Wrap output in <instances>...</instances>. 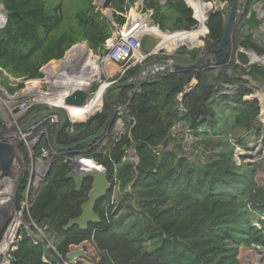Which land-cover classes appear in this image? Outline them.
Listing matches in <instances>:
<instances>
[{"label":"trees","instance_id":"16d2710c","mask_svg":"<svg viewBox=\"0 0 264 264\" xmlns=\"http://www.w3.org/2000/svg\"><path fill=\"white\" fill-rule=\"evenodd\" d=\"M2 1L8 20L0 28V76L14 95L27 80L43 78V68L79 43L86 42L93 55L102 52L117 29L128 30L134 10L128 19L126 14L137 0H113L112 18L94 0ZM256 2L245 1V15ZM149 10L164 32L191 31L198 24L185 0H145L142 12ZM228 12L212 9L204 38L189 35L184 40L179 33L173 45L184 40L187 47H179L172 55H152L149 60L195 61L201 53L200 42L219 43L223 38ZM239 47L264 56V40L255 38L253 30L240 21L232 39L197 66L147 78L136 92L137 81L113 90L109 94L113 107L129 100L122 118L124 133L112 128L102 143L94 141L72 150L101 164L112 184L96 205L102 221L90 223L86 230L78 225L64 230L71 218L81 214L92 179H85L77 191L74 179L67 178L70 165L55 158L29 214L22 206L26 182L17 190L16 208L24 225L8 256L9 264H56L47 249L62 264H251L254 259L264 264V159L240 164L235 159L236 148L248 150L249 138L255 136L258 141L264 128L258 121L262 98L253 95L264 83V65L237 63L234 53ZM93 55L87 62L89 71ZM140 67L128 69L119 82L132 79ZM10 77L21 81L13 83ZM97 90L98 84L93 85L92 91ZM45 109L47 105H33L20 123ZM107 117L105 106L84 122L68 120L59 143L95 135ZM177 125L183 130L174 135ZM55 130L54 126L49 137L41 139L37 154L52 143ZM187 134L194 136V149L203 150L205 160L185 154L182 141ZM129 150L135 151L138 161L124 170ZM34 225L43 232L44 241L27 231L30 227L39 234ZM152 242L157 246L149 249ZM79 250L84 255L68 259Z\"/></svg>","mask_w":264,"mask_h":264},{"label":"water","instance_id":"95a60500","mask_svg":"<svg viewBox=\"0 0 264 264\" xmlns=\"http://www.w3.org/2000/svg\"><path fill=\"white\" fill-rule=\"evenodd\" d=\"M166 1L167 0H161L162 3H165ZM112 2L113 0H100V4L98 5L99 9L105 12L106 15L110 18H112V13L110 9ZM0 3L4 8V12L7 14L3 24L0 25V28H3L6 25L7 20H8V10L5 8L2 0L0 1ZM216 3H218L217 8H216L217 10H222V9L229 10L225 33L219 43H208V44L204 43L201 47V53L199 57L195 61L188 63V64L177 63L171 59L166 60V59H159V58H155V59H152L144 63L139 68L138 72L132 79L128 81L116 83L107 88L105 92L104 100H105V105L107 107L108 117L105 123L103 124V126L101 127V129L98 131V133L90 137H87L85 139H82L80 141L74 142V143L61 144L59 143V136L61 132L64 130L68 122L69 110L70 109L80 110V109L85 108L87 106L88 98L92 94L91 83L90 85L86 87L78 85V86H74L68 89V87H66L67 86L66 78L71 77L73 75L72 73H74V71L68 70L65 73L68 75H63L59 80V86H60L59 88L61 92L63 91L64 92L57 93L58 99H57V102L55 101V104H53L54 107H48L45 110H42V111H39L33 114L31 117H29V119H27V121H25L24 123H21L19 126H16L10 129H0V174L5 177L10 176L11 178L16 177L17 175L13 167H14L15 157H16V153L18 149L16 145H14L13 143L7 140V137L9 135L17 134L20 131H25L31 126L36 125L37 123L49 118L50 116L57 115L59 117V124L57 125L56 130L53 134V138H52V143L54 147H56L57 149L64 150V151H72L81 145L91 143L94 141L98 143H102L105 136L113 128V125L115 122V110L109 99V94L113 90L121 88L128 84L135 83L137 79L139 78L140 73L144 69L150 68L154 64H161V65L171 66L173 68L179 67V68H186V69H190V68L197 66L203 57L216 53L217 51L222 49L228 43L229 40L232 39L234 28L236 24L240 21H243L246 25H248V27H250V29H258L261 27L263 15L261 11L257 9V7H253L245 17L243 18L240 17V19H237V8L240 4V0H232L231 3H226V5L224 6L222 5L221 2L217 1ZM209 16H210V13H208L207 19L209 18ZM194 18L196 17L194 16ZM139 23L140 24H138V27H139L138 34H139L140 49H141L142 54L150 55L157 51H159L157 52L158 54L162 53L163 51L162 48L156 49V47L158 46L160 37L150 32L149 29L145 30V28L155 26L161 32H164L159 28V26L155 25L152 12L149 10L145 14H143L142 20ZM206 28H207V25H206ZM177 32H190V31H177ZM208 32L209 30L207 28V34ZM168 33H171V32H168ZM78 45L79 44H77L76 46ZM88 50L89 52H91L90 49ZM108 52H109V47H106L104 50V53L107 54ZM253 53L254 55H256V58L259 56L257 55V53L255 52ZM66 55L62 59L58 60L57 62L58 63L63 62L66 58ZM235 57L239 60L240 64H242L243 66H249L252 63H254V59L251 58L249 53L240 47L235 50ZM51 65L52 63H50L47 68H49V66ZM45 70L46 68H44V71ZM77 74H79V72ZM19 111L20 109L18 106L14 107V113H19ZM258 121L260 123L264 122L262 120V115H260V117L258 118ZM124 149L125 150L127 149L126 145H124ZM129 151H130L129 152L130 155L132 156V160L134 162H137L138 158H137L135 151L134 150H129ZM125 161L126 162L123 165L124 170H126V168L131 164V162H129L130 156L127 157ZM67 178L74 179L77 191H81L83 184H84V180L87 178L92 179V187L89 192L88 199L81 205V209H82L81 214L78 217L71 218L69 222L66 225H64L63 227L64 230H68L76 225H78L81 229L86 230L88 229L90 223H100L102 219H101L100 214L96 211L97 202L105 198L108 192L112 188V184L107 178L106 171H102L100 169H91L88 171H80L77 169H71V171L67 175ZM27 231L35 240L40 241V242L44 241L43 236H41L40 234H37L30 227H27ZM19 238H20V232L18 231L17 236H16V242L12 246L11 249L16 248ZM256 249H258V247ZM46 253L49 257L52 258V260L56 264H62V260L58 257L53 256L51 254L50 249H47ZM80 255H84L83 250H79V251H75L71 253L68 256V259L80 256ZM4 261H7L9 264V260L6 254L4 255L3 253L0 252V264Z\"/></svg>","mask_w":264,"mask_h":264},{"label":"built area","instance_id":"2783aa9c","mask_svg":"<svg viewBox=\"0 0 264 264\" xmlns=\"http://www.w3.org/2000/svg\"><path fill=\"white\" fill-rule=\"evenodd\" d=\"M206 1V0H205ZM245 1L246 0H240V4L237 8V19H240L245 17ZM254 7H257L261 12L264 9V6L261 4H256ZM193 9V8H192ZM194 11V9H193ZM195 16V12H194ZM264 18V16H263ZM198 22V24L194 27V29L199 25V21L197 18H195ZM132 22V21H131ZM207 22V21H206ZM138 24L134 23L129 25L128 30H120V32L116 31L113 38L111 39L112 43H106L105 47H109V52L107 54L103 53L99 54L98 61L102 65L101 70H104L103 72H107V68L109 65L113 63H119L121 66V71L117 79L115 80H106L105 81V90L103 92L102 97V104L94 111L92 112L87 118L83 120H77L73 118L70 113L68 120H70L72 123H79L86 121L90 116L94 115L96 112H102L105 105V92L107 88L111 85H114L116 83H119V81L122 79L124 73L130 69L131 67H134L136 65L142 66L144 63L150 61V57L152 55L158 54L157 52H154L150 55L142 54L140 49V42H139V34H138ZM193 29V30H194ZM245 50V49H244ZM249 53L252 59H254V63H258L260 65H264V56H258L256 58V55H254L253 51L245 50ZM236 58V57H235ZM237 63H240L239 60L236 58ZM252 63V64H254ZM214 67L213 65L208 66ZM167 70H173V67L167 66V65H161V64H154L150 68L144 69L141 73L139 78L137 79V87L133 90V92H136L139 90L140 83H142L145 79L154 77L160 73H163ZM80 73V72H79ZM96 79V78H95ZM102 87V86H101ZM100 89L93 92L90 95V101L92 102L95 98L96 94L99 92ZM132 97V93L130 95ZM88 102L87 106L91 103ZM129 103V100L125 104H118L116 107H114L115 110V122L113 125V128L116 133L123 134L125 131L124 123H123V115L126 112V107ZM38 104L37 102H24L19 106L20 111L26 112L28 109H30L33 105ZM19 111V112H20ZM48 119V120H47ZM36 125L31 126L25 131H20L17 134H11L7 137V140L17 147V153L15 157V163H14V170L16 171V167L18 166L16 164V161H19L22 166L21 167V177L19 176L20 172H16V180L18 182V185L20 186L22 182H26L25 191H24V199L22 201V206L25 209V211L29 214L30 213V207L32 205L33 200L37 196V194L40 192L42 186L45 183L46 177L49 174L52 164L55 160V158H63L66 163H68L71 167V169H77L80 171H86L85 168L82 166H78L77 162L81 159H90L89 157H83L77 153H73L72 151H64L59 150L56 147H54L53 143L49 144L48 147L43 148L38 154L36 152L37 146L39 145L41 139L43 137L48 138L50 130L55 126L59 124V117L57 115H52L49 118H47ZM108 135V134H107ZM107 135L105 136L104 140L107 138ZM103 140V141H104ZM102 141V142H103ZM98 143V142H97ZM21 147H25V152L21 150ZM94 161V160H93ZM25 162V163H24ZM27 163V164H26ZM97 164V169H100L102 171H105L104 167L95 162ZM25 164L27 165V169L24 167ZM15 178V177H14ZM14 178L11 180L14 181ZM14 183V182H13ZM18 186V188H19ZM14 200V199H13ZM19 212V211H18ZM21 214V213H20ZM22 216V215H21ZM38 231L39 234L43 237V232L34 225ZM53 248V246L51 245ZM2 264V263H1ZM67 264V263H65Z\"/></svg>","mask_w":264,"mask_h":264},{"label":"rangeland","instance_id":"374dc122","mask_svg":"<svg viewBox=\"0 0 264 264\" xmlns=\"http://www.w3.org/2000/svg\"><path fill=\"white\" fill-rule=\"evenodd\" d=\"M1 1V0H0ZM95 3L97 5L100 4V0H94ZM206 3H212L213 6L212 8L209 10V12L212 10V9H216L217 8V4L215 1L214 2H211V1H205ZM258 2L264 6V0H258ZM142 3V0H137L134 4V6L129 10L128 14H126L127 16V19L128 17L130 16L131 14V10H134L133 11V14L132 16L134 15L135 13V10H137V8L140 6V4ZM1 4V3H0ZM224 6V4H222ZM1 7L3 8V6L1 5ZM3 11H4V8H3ZM2 10H0V17L1 19H4L5 20V17H6V13L3 12ZM264 11V9H263ZM208 12V13H209ZM139 13V12H138ZM263 15H264V12H263ZM4 20L0 23L3 24ZM120 29V28H119ZM116 32V31H115ZM120 32V30H119ZM258 33L263 35L264 36V18L262 20V23H261V28H259L258 30ZM205 35V34H204ZM203 35V36H204ZM201 36V37H203ZM200 37V38H201ZM172 39V38H171ZM170 39V41L172 42V40ZM170 41H169V46H170ZM111 43V41H110ZM202 43L200 42L199 45H201ZM174 46V45H173ZM181 46H186V45H181ZM198 46V45H197ZM79 47H83L81 49H89L88 46H86V44H83V46H79ZM176 47V46H174ZM187 47V46H186ZM106 48V47H105ZM162 48V47H161ZM79 49V51L81 50L80 48H77ZM158 49V47L156 48ZM163 51L162 53H167L169 52L166 48H162ZM105 50V49H104ZM103 50V51H104ZM103 51L100 53L102 54ZM159 52V51H158ZM171 52V51H170ZM85 53V52H84ZM83 53V54H84ZM88 53V52H87ZM93 52H89V54H86V56L84 55L83 59H80L79 63H76L74 66H72L70 69L71 71L73 70H77V71H74L73 73V78H76L77 76L79 78L81 77H84V76H87L89 77V73H87V71H89V69L87 68V62L89 61V56L90 54H92ZM235 55V53H234ZM95 56V60L93 62V66L96 67V70L97 71V75H96V79H94L92 82H91V87L95 84H98V89L101 88V86L105 85V81L106 80H110L109 78V74L108 72H103L104 70H101L103 69L102 68V65L100 64V62L98 61V56L99 54L97 55H93ZM117 67L118 70L121 69V66L119 63H113L111 65H109L108 67ZM53 67V66H52ZM101 68V69H100ZM46 71H48L46 69ZM50 71V69H49ZM108 71V68L107 70ZM78 72H80L79 74H77ZM6 73V72H5ZM74 74H76L74 76ZM117 79V78H116ZM2 81V78L0 76V129H10V128H13V127H16V126H19L21 123H20V118L21 116L26 113V112H22L20 111L19 113H14V107L16 106H20L22 103L24 102H39V81L36 83V85L34 86L35 88L33 90H30V88H32V85H30L28 91L30 92H27V87L25 86L24 89H22L21 91H18L16 94L14 95H11L7 90L6 88L2 85L1 83ZM12 82L14 83L15 80L12 79ZM50 83H47L45 82L44 84H42L41 86V91L45 94V93H49V92H52L54 90H52V88L54 87L55 90L57 89V83L56 81L54 80H51L49 81ZM33 83V82H32ZM31 84V82H30ZM264 83L260 86L257 87L256 89V92L254 95V98L256 97H259L261 96V100H262V107H261V115L263 116L264 114V111H263V104H264ZM56 92V91H54ZM43 93H41V95H43ZM257 95V96H256ZM54 96V100L56 99V95H53ZM252 96V95H251ZM50 97V96H49ZM42 102V101H41ZM39 104V103H38ZM102 104V103H101ZM260 123V122H259ZM262 126H264V122L261 123ZM183 130V127L182 125H177L175 128H174V131H173V134L176 135V134H179L181 133V131ZM256 135V134H255ZM106 140V139H105ZM104 140V141H105ZM249 141L251 143L250 145V148L248 150H245L241 147H237L236 148V155H235V159L236 161L240 164L242 163L243 161H248V162H258V161H261L264 159V128L263 130H261L260 134H259V138H258V141H255V136H251L249 138ZM172 145V144H171ZM194 145H195V138L194 136L190 135V134H187L186 135V139L184 141H182V148L185 152V154H187L188 156H190L191 158H196V157H200L201 160H205V157H204V154H203V150H195L194 149ZM130 156V161L131 163H134V161L132 160V156L130 155V153H128L127 157ZM25 163V162H24ZM16 164L18 165L16 167V172H20L19 176L21 177V167L22 166V162L21 164L19 163V161H16ZM27 164V163H26ZM25 164V168L27 169V165ZM89 168V167H88ZM11 178V177H10ZM13 179V178H12ZM12 182H14L11 186V194L13 195V198H12V203L11 204H8V205H3L0 204V247H1V244L3 242V239L8 231V229L13 226L14 224H17L19 223V232L22 228V226L24 225L23 221H22V216L20 214V212H18L17 208H16V202H15V199H16V195H17V190H18V182L16 180V177L14 178V181L12 180ZM4 198H9L11 200L10 197H8L7 195H1L0 196V201L1 200H4ZM14 199V200H13ZM1 203V202H0ZM3 205V206H2ZM5 208V209H4ZM14 212H16L19 216V222H17V219L14 215ZM264 219V215L261 217ZM157 246V243L156 242H152L149 244V249H153L154 247ZM13 249L10 248V250L5 253L6 256L8 257L10 252L12 251ZM248 252H251V250H249ZM251 264H259L257 262L256 259H254L252 261Z\"/></svg>","mask_w":264,"mask_h":264},{"label":"bare ground","instance_id":"6f19581e","mask_svg":"<svg viewBox=\"0 0 264 264\" xmlns=\"http://www.w3.org/2000/svg\"><path fill=\"white\" fill-rule=\"evenodd\" d=\"M186 1L191 7H193L194 12H195V17L198 19L199 25L194 30H191L190 32H177V33L161 32L155 26L145 28V30L149 29L150 32H152L156 36L160 37V40H159V43L157 46L158 49L160 47L167 48L168 50L174 48L173 42H171L170 39L172 38L171 40H174V36L179 34V33H182L185 36L195 35V36L201 37L207 32V28H206L207 15H208L209 10L212 8L213 4L212 3H206L205 0H186ZM0 10L3 11L1 4H0ZM137 18H138V15L135 12L134 15L132 16V23L131 24H134L135 22L133 21V19H137ZM3 20L4 19H1V17H0V23ZM169 41H170V46H169ZM76 50L77 49L69 52L68 56L73 55ZM88 54H89V52H88ZM68 62H69L68 60H64L63 62H61V65L70 64ZM56 67H57V65H56ZM56 67H54V66L50 67V70L54 69ZM97 71L98 70H96V67L93 66L92 70L89 71V77L84 76V77L79 78L77 76L76 78H73V77H71V78L73 79L74 84H75V81H79V83H76L75 86L79 85V86H85L86 87V86L90 85V83L96 78V75L98 74ZM74 76H75V74H74ZM35 85L36 84H32V88H30V90H33L35 88L34 87ZM105 87L106 86L103 85L100 88L99 92L96 94L93 101L88 106H86L85 108L80 109V110H71L70 109L69 110L70 115L77 120H83V119L87 118L92 112H94L100 106V104L102 102V97H103V92L105 90ZM55 97H56V99L54 100V104H55V101L57 102V99H58L57 94ZM77 164H78V166H82L83 168H85L86 171L91 170V169H97L96 164L90 159H85L83 162H77ZM12 184H13V182H12L10 176L5 177V176H2L0 174V196L1 195H7L8 197L11 198V200L9 198H4V200L0 201L1 202L0 204L3 203V205H8V204H11L13 202L12 201L13 195L11 194ZM14 215L17 219V222H19L18 214L16 212H14ZM18 231H19V223H18V225L14 224L13 226H11L8 229L6 235L3 239V242L1 244V247H0L1 253H3L5 255V253H7L10 250V248H12V246L16 242V236H17ZM2 264H8V262L4 261V262H2Z\"/></svg>","mask_w":264,"mask_h":264},{"label":"crops","instance_id":"0c3cea01","mask_svg":"<svg viewBox=\"0 0 264 264\" xmlns=\"http://www.w3.org/2000/svg\"><path fill=\"white\" fill-rule=\"evenodd\" d=\"M144 1L145 0H142V3L140 4V6L137 8V10H135V12H136V14L138 15V18L137 19H133V21L136 23V24H140L139 22L142 20V15L143 14H145V13H143L142 12V8H143V5H144ZM160 2H161V0H159ZM162 3V2H161ZM222 4H224V5H226V3H222ZM257 4H260L259 2H258V0H257ZM151 11V10H150ZM139 12V13H138ZM152 12V11H151ZM263 10H262V15H263ZM152 14H153V12H152ZM264 16V15H263ZM261 28V27H260ZM119 30H121V28L120 29H117L116 31L118 32ZM253 30V34H254V36H255V38H258V39H263L264 40V36L263 35H261V34H259L258 33V30H259V28L258 29H252ZM166 32H170V31H166ZM172 33V32H171ZM207 35V32L205 33V35L203 36V38L205 37ZM112 39V38H111ZM111 39H109L108 41H107V43L111 40ZM186 39V36H185V38H184V40ZM160 40V39H159ZM184 40L178 45V46H176V47H174V48H172V49H167L169 52H165L164 54H167V55H172L179 47H181V45H183V42H184ZM172 42H173V40H172ZM202 44L201 45H198L199 47H202V45L204 44V42L202 41L201 42ZM83 44H86V46H88V44L86 43V42H83V43H79V45L78 46H76L75 45V47L74 48H71V50L69 49L66 53H67V55H66V58H65V60H68L69 62L68 63H70V64H67V65H61V63H58L57 61H54V62H52V65L51 66H49V68H47L48 67V65L45 67L48 71H44V68H43V73H44V77L43 78H41V79H32V80H27L26 81V87H27V92H29L28 91V89H29V87H30V85H32V84H36L38 81H39V104L41 105V104H43V105H47V108L48 107H54V96L53 95H56L57 93H60L61 92V90H60V86H59V80H60V78L63 76V75H68V74H65L68 70H70V69H72L71 67L72 66H74L76 63H79V61H80V59H83V57H84V55L86 56V54H88L87 52H89V50L88 49H81V48H83V47H79V46H83ZM77 48H80L81 50L79 51V49H77ZM161 48V47H160ZM163 48V47H162ZM75 49H77L75 52H74V54L73 55H71V56H68V54H69V52H71L72 50H75ZM91 50V49H90ZM92 51V50H91ZM171 51V52H170ZM85 52V53H84ZM93 52V51H92ZM84 53V54H83ZM101 53V52H100ZM100 53H98V54H100ZM76 54V55H75ZM56 65H57V67H56ZM52 66H54V67H56V68H54V69H51L50 71H49V69H50V67H52ZM118 67V66H117ZM117 67H108V74H109V78H110V80H115L116 78H118V76H119V74H120V71H121V69L120 70H118V68ZM65 71V72H64ZM73 71H75V70H73ZM64 72V73H63ZM53 74V75H52ZM52 75V76H51ZM70 76V75H69ZM11 78V81H12V79L13 80H15V81H21L20 79H15V78H13V77H10ZM51 80H54V81H56V82H58L57 83V89L55 90V88L53 87L52 88V90H54V91H56V92H54V91H52V92H49V93H43L42 91H41V86H42V84H44L45 82H47V83H50L49 81H51ZM66 81H67V86L66 87H68V89H70V88H72V87H74L75 86V84L76 83H79V81H75V84H74V81H73V79L71 78V77H67L66 78ZM30 82H31V84H30ZM33 82V83H32ZM36 82V83H35ZM25 88V87H24ZM23 88V89H24ZM21 91V90H20ZM64 92V91H63ZM63 92H61V93H63ZM30 93V92H29ZM41 93H43V95H41ZM16 94V93H15ZM50 96V97H49ZM42 101V102H41ZM88 102H91L90 101V97L88 98V101H87V103ZM25 152V151H24Z\"/></svg>","mask_w":264,"mask_h":264}]
</instances>
